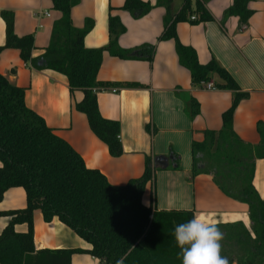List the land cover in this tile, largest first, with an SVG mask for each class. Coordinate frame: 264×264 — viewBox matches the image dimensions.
Masks as SVG:
<instances>
[{
  "label": "trees",
  "instance_id": "trees-1",
  "mask_svg": "<svg viewBox=\"0 0 264 264\" xmlns=\"http://www.w3.org/2000/svg\"><path fill=\"white\" fill-rule=\"evenodd\" d=\"M174 0H157L156 5L143 0H125L122 10L134 19L147 16L155 6L164 7V27L159 41L172 40L180 66L186 68L192 84L203 86L215 76L223 80L214 84L231 90L233 101L222 114L220 130H204V140L192 144V177L209 174L228 197L249 206L251 228L243 223L216 225L221 233V255L228 264H264V197L254 186L256 160L264 159V123H258L261 141L250 145L234 130V112L239 103L249 97L230 73L216 60L201 64L193 47L184 45L177 34L182 21L202 23L213 21L205 0H183L175 12ZM80 0H52L61 17L53 24L49 45L44 54L34 59L36 48L33 34L18 36L15 14L1 11L6 26L5 49H17L25 63L36 69H50L65 75L70 92L82 93L76 110L86 115L91 131L106 144L113 157L124 150L118 121L102 116L98 93L108 83L98 80L105 51L122 59L142 58L153 61L156 45L145 43L132 49L119 46L127 32L119 17L109 16L110 41L101 48L85 45L94 22L86 19L78 28L72 21V9ZM251 0H233L225 10L221 23L231 16L239 18V28L248 26L253 14ZM195 16L192 20L191 17ZM135 85V84H129ZM191 120L201 113L199 102L192 95L178 92ZM149 129V127H147ZM174 156V168L179 167ZM0 203L7 190L22 187L26 192V207L18 210L0 209V217H9V224L0 235V264H72V256L83 252L97 258L101 264H182L180 249L174 239V228L195 217L192 210H154L142 202L149 184L156 179L157 167L152 157H146L144 173L125 185H114L97 169L89 168L82 156L59 137L45 120L26 104V91L0 74ZM153 193V197H154ZM40 210L45 222L58 218L81 239L90 250L36 249L34 244V212ZM26 224L27 232L18 233L15 226Z\"/></svg>",
  "mask_w": 264,
  "mask_h": 264
},
{
  "label": "crops",
  "instance_id": "crops-1",
  "mask_svg": "<svg viewBox=\"0 0 264 264\" xmlns=\"http://www.w3.org/2000/svg\"><path fill=\"white\" fill-rule=\"evenodd\" d=\"M156 5L157 0H143ZM213 21L177 24L180 41L193 47L201 64L216 59L249 97L243 99L234 112V130L247 144L258 145L261 136L258 123H264V0H251L253 14L248 26L239 28V18L231 16L222 24L225 10L233 0H205ZM125 0H80L72 9L73 24L82 28L86 19L94 22L85 38L88 48H101L110 41L109 16L119 17L127 32L119 46L132 49L145 43L156 45L153 61L142 58L112 56L104 52L98 80L110 84L98 93V106L103 117L121 125L120 140L124 150L113 157L108 147L90 129L85 114L75 108L82 93L70 92L65 75L50 69H36L25 63L17 49H5L0 54V74L24 88L26 104L38 113L54 132L66 140L84 159L89 168L97 169L114 185H125L139 178L145 170L146 157H178L167 168L157 167L156 179L149 184L142 202L154 210H192L195 217L216 225L243 223L249 229V206L225 195L209 174L192 177L194 141L204 140V130H220L222 114L232 104L231 90H207L192 84L189 71L180 66L172 40L159 41L163 31L164 7L155 6L145 17L134 19L121 7ZM183 0H174L177 12ZM15 14L18 36L33 34L36 48L34 59L41 57L49 45L53 24L61 13L52 0H0V45L5 43L6 26L1 11ZM49 13L50 16H47ZM214 84L223 80L215 76ZM135 84V85H129ZM116 90V92H114ZM192 95L200 104L201 113L191 120L178 92ZM149 127V129L147 128ZM1 165V162H0ZM254 186L264 197V159L256 160ZM155 194L154 197L152 196ZM26 192L22 187L7 190L0 203L4 211L26 207ZM9 224V217H0V235ZM26 224H18V233L27 232ZM34 244L36 249L90 250L81 239L58 218L45 222L40 210L34 212ZM72 264H101L90 254L79 252ZM237 264V263H234Z\"/></svg>",
  "mask_w": 264,
  "mask_h": 264
},
{
  "label": "clouds",
  "instance_id": "clouds-1",
  "mask_svg": "<svg viewBox=\"0 0 264 264\" xmlns=\"http://www.w3.org/2000/svg\"><path fill=\"white\" fill-rule=\"evenodd\" d=\"M182 264H228L221 255L222 233L214 222L193 217L174 228Z\"/></svg>",
  "mask_w": 264,
  "mask_h": 264
},
{
  "label": "water",
  "instance_id": "water-1",
  "mask_svg": "<svg viewBox=\"0 0 264 264\" xmlns=\"http://www.w3.org/2000/svg\"><path fill=\"white\" fill-rule=\"evenodd\" d=\"M170 160H174V156L173 154H171L169 156V158L167 157H163V156H158L154 159V164L156 166L162 167V168H167L169 166V161Z\"/></svg>",
  "mask_w": 264,
  "mask_h": 264
},
{
  "label": "built area",
  "instance_id": "built-area-1",
  "mask_svg": "<svg viewBox=\"0 0 264 264\" xmlns=\"http://www.w3.org/2000/svg\"><path fill=\"white\" fill-rule=\"evenodd\" d=\"M46 15L47 16H50L49 13H46ZM191 19L194 20L195 19V16H192ZM203 86L207 90H212V91L217 90V87L214 85V83L212 81H209L207 83H203ZM114 92H116V90H114Z\"/></svg>",
  "mask_w": 264,
  "mask_h": 264
}]
</instances>
